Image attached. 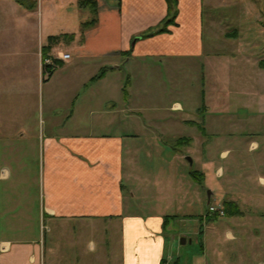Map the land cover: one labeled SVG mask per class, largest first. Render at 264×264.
Wrapping results in <instances>:
<instances>
[{
  "label": "crops",
  "instance_id": "crops-1",
  "mask_svg": "<svg viewBox=\"0 0 264 264\" xmlns=\"http://www.w3.org/2000/svg\"><path fill=\"white\" fill-rule=\"evenodd\" d=\"M73 2L77 9L90 7L96 15L94 22L85 27L83 23L89 20L81 24L78 55L112 58L109 68L119 67L116 61L122 55L126 62L133 61L131 74L137 65L141 71L142 64L147 74L146 66L158 64L162 57L173 64L204 52V0H177L175 22L168 25L169 30L149 36L140 34L168 16L167 0H56L57 5L47 0L48 6L45 0L37 6L34 0H0V264H98L99 256L103 264H163L164 260L180 264L166 255L170 214L130 209L129 196L134 193L127 176L139 168L127 142L148 141L149 137L154 141L172 137L184 143L197 140L203 144L198 150V159L203 160L200 154L209 149L211 140L222 136L217 135L213 122L167 118L159 106L153 108L148 120L132 121L126 116L115 121V116L108 114L109 120L97 124L102 129L49 133L39 118L46 85L53 76L42 65L43 46L51 34L45 14H55L52 6L60 9ZM250 59L260 66L258 60ZM101 68L105 72L99 77L104 79L107 67ZM146 81H135L134 86L143 88L149 84ZM147 89L145 92L154 93L151 86ZM246 93L264 104V93ZM141 108L127 105L122 110L139 117ZM172 108L185 110L179 101ZM114 122L119 123L118 129L103 128ZM186 123L199 125L201 133H186L178 127ZM239 123L232 122L235 126ZM256 148L264 152L262 141L252 139L248 149ZM230 149H222V155H229ZM260 164L264 162L259 160ZM221 170L223 166L219 173ZM192 176L199 180L193 172ZM260 178L264 182V176ZM221 196L222 201L228 198L242 206L228 190L222 189ZM241 210L229 214L227 220L222 218V224L229 226L225 239L255 242L260 228L245 226L254 212ZM256 221L254 217L252 223ZM241 248H219L217 254L241 257L246 264L248 254L249 260L253 254Z\"/></svg>",
  "mask_w": 264,
  "mask_h": 264
},
{
  "label": "rangeland",
  "instance_id": "rangeland-1",
  "mask_svg": "<svg viewBox=\"0 0 264 264\" xmlns=\"http://www.w3.org/2000/svg\"><path fill=\"white\" fill-rule=\"evenodd\" d=\"M34 1L36 6L41 2ZM76 6L74 2L60 9L52 6L51 13L56 11L55 14H45L50 33L59 35L47 53L59 50L71 53L65 61L55 62L41 103L39 118L44 120L49 133L102 129L97 124L109 120L108 114L115 116V121H122L126 116L132 121L148 120L156 106L162 108L159 112L167 118L213 122L219 130L217 135L222 138L211 140L209 149L200 154L204 155L203 160L198 159V150L203 144L197 140L178 144L172 137L162 141L149 137L148 141L127 142L130 150L133 147L132 159L135 158L133 161L139 168L127 176V185L134 193L129 196L130 209L170 214L166 255L174 258L172 262L177 259L180 264H242L241 257L222 258L217 254L219 248L237 247L253 254L250 260L248 254L246 264L264 261V217H261L264 204L260 203H264V182L260 178L264 176V164L257 165L259 160L264 162V152L259 148L248 149L252 139L262 141L264 147V104H258L255 95L246 93L248 90L264 93V68L252 64L250 59L255 58L258 64L264 59V0H204L203 54L182 57L173 64L162 57L158 64L146 66L147 74L143 64L141 71L137 65L136 76L131 74L133 61L126 62L122 55L116 61L120 66L114 68L108 67L114 63L112 58L97 60L78 55L76 45L81 44L78 39L83 35L81 24L96 15L90 7L77 9ZM230 32H236V36H227ZM101 66H106L108 71L104 79L94 77L101 73ZM144 80L149 83L144 89L134 86L135 81L144 83ZM149 86L154 93L145 92ZM175 101L181 102L185 110L171 109ZM127 105L141 106L137 110L141 111L137 114L139 117L128 116L132 113L122 110ZM233 121L240 123L235 126ZM104 127L115 130L119 123ZM178 127L186 133H201L199 125L186 123ZM226 147H231V152L223 156L222 149ZM222 166L224 170L219 173ZM200 170L204 172L203 177ZM192 172L199 180L193 178ZM222 189L233 193L242 206H226ZM210 206L216 211H209ZM241 209L254 212L245 226L260 228L255 242L248 238L225 239L229 226L222 224V218L227 220L229 214L240 213ZM254 217L257 221L252 223ZM208 225L212 226L204 230ZM182 237L186 238L185 242ZM101 258L98 257V264H103Z\"/></svg>",
  "mask_w": 264,
  "mask_h": 264
},
{
  "label": "trees",
  "instance_id": "trees-1",
  "mask_svg": "<svg viewBox=\"0 0 264 264\" xmlns=\"http://www.w3.org/2000/svg\"><path fill=\"white\" fill-rule=\"evenodd\" d=\"M167 1H168V16H166L164 18V20L160 24L152 26V27L148 28L147 30H145L144 32H142L140 34V36H149V35H153L155 33L164 32V31H168L169 30L168 25L175 22L174 19H175L176 13H177V0H167ZM94 5H95V2H94ZM94 11H96L95 8H94ZM95 20H96V18L94 17L93 19L89 20L88 22H84L83 23V27H85L86 25L94 22ZM235 34H236V32H230V33L227 34V36L235 37L236 36ZM57 40H59V35H57V34H50L48 36V43H46L43 46L44 55L47 54L49 48ZM56 61H57V63H59L61 61V59H57ZM54 65L55 64H47V65H45V67L50 71V73H52L53 69L55 67ZM259 65L261 67H264V59H260L259 60ZM104 72H105V68L102 69L101 73L97 74L94 77L101 76ZM175 143L181 144V143H184V141L180 139V140H178ZM224 202H225L226 206H230L232 204L233 205H237V203L234 200H224Z\"/></svg>",
  "mask_w": 264,
  "mask_h": 264
},
{
  "label": "built area",
  "instance_id": "built-area-1",
  "mask_svg": "<svg viewBox=\"0 0 264 264\" xmlns=\"http://www.w3.org/2000/svg\"><path fill=\"white\" fill-rule=\"evenodd\" d=\"M71 57L70 52L68 51H63L59 50L57 53H47L46 55L43 54L42 58V65H47V64H55L57 59L65 60ZM209 211H216V208L214 206L209 207ZM221 213H223V210H219ZM170 260H166L164 264H170Z\"/></svg>",
  "mask_w": 264,
  "mask_h": 264
},
{
  "label": "water",
  "instance_id": "water-1",
  "mask_svg": "<svg viewBox=\"0 0 264 264\" xmlns=\"http://www.w3.org/2000/svg\"><path fill=\"white\" fill-rule=\"evenodd\" d=\"M137 37H139V36H137ZM187 158L189 159L190 162L193 161V160H192V157H191L190 155H187ZM181 240H182L183 242H185V241H186V238H185V237H182Z\"/></svg>",
  "mask_w": 264,
  "mask_h": 264
}]
</instances>
